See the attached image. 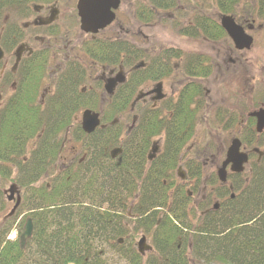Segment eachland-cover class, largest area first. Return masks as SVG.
<instances>
[{"label":"flooded vegetation","instance_id":"af4514ba","mask_svg":"<svg viewBox=\"0 0 264 264\" xmlns=\"http://www.w3.org/2000/svg\"><path fill=\"white\" fill-rule=\"evenodd\" d=\"M126 1L131 2V0H121L118 7L111 11L114 15L112 22L96 33L85 32L81 29V20L77 11L79 0H37L35 3L24 6L21 10L10 11L3 16V31H5V34L2 41L0 38V48L3 53L0 60V81L5 79V84L9 82L6 88L11 96L7 100H12L17 90L19 76L34 74L35 67L42 66L43 71L40 76L41 79H39L36 96V102L39 103L42 109L43 107L45 109L47 105L53 106V94L55 96L66 81L67 83L70 82L74 99L73 105L75 106V110L70 115V127L73 116L81 111L80 121L77 122L73 130L76 139L80 140L81 147L80 149H72L66 167H87L95 161L102 166V163L106 164V160L120 164L124 160L128 162L130 152H136L133 153L131 159L136 164L140 162L145 175L148 171L151 172L150 183L156 186L160 182L162 187L167 190L170 203H172L170 208H179L180 211H183L185 217L189 218L190 206L196 205L195 209L199 211L198 217L201 223L213 214L219 213L229 201L239 197L238 187H250L253 174L260 171L264 172V166L260 162L264 155L260 150L261 148L264 149V127L260 133H257V119L252 116L259 109H264V103L260 102L263 99H257L259 101L255 103L257 109L249 111L245 117L239 116L236 110H231L227 119H220L225 127L231 128L232 137L224 156H221L217 163H206V150L204 147H185L196 134L198 123L205 122L209 114L213 113L210 109L214 108V105L211 100L208 101L206 96L207 78L213 74L222 75L231 68L239 76L246 73V70L243 69L249 66L247 58L253 54L252 51L256 46V36L264 32V0H236V2L232 1L230 4L219 0V5L217 4L218 0H211L210 2L215 5V12L218 15L217 21L207 20L206 15L201 11L189 14L178 7V3L175 8L170 4L161 5L159 10L152 11L153 17L148 18L145 15L148 12L145 1L143 5L141 0H135V3L130 4V9L134 7L133 14L130 15L131 20H134L136 25L138 23L149 24L148 22L158 18L159 12L166 15L170 13L171 16H167L166 20L168 24L174 27L180 26L183 22L187 24V29L180 30L183 32L180 34L181 37L195 42L199 40L205 45L216 44L213 51L202 50L201 52L181 53L178 52L179 50L175 51L174 47H170L165 51L161 49L154 50L151 52L150 57L152 59L150 72L154 76V80L143 78L144 82H138L135 79L140 77L136 73L147 67L145 62L142 63L141 69H128L126 71V67L122 65L110 66L106 60L109 58H106V44L121 45L124 52L120 54V59H125L127 44H136L138 37L141 36L140 28L136 29L134 35L126 30L127 22L124 10L122 11ZM200 1H203L204 6L207 5L204 0ZM167 6L169 7L167 8ZM180 16L183 18L187 16L188 18L178 23L176 19ZM223 17H230L236 25L240 26L252 38V45L249 50H238L234 47L220 26ZM106 29H109V31L113 29V31L110 35H106ZM144 40L146 41V39ZM18 46L20 51L16 55L15 50ZM159 51H161L160 57ZM141 54L144 53L141 51ZM174 59L177 60L175 63L172 61ZM48 60L52 61L50 67L47 65ZM253 65L256 66V62ZM53 66L55 68L54 74ZM46 68L49 78L52 77L50 75L55 76L43 87L44 89L42 88L41 92L40 84L43 76H46ZM261 70L264 78V67ZM119 71L124 81L117 84L114 93L120 89L121 96L125 98L121 104L126 106L128 110L124 111L122 115L128 112H137V115L132 116L129 126L120 124L119 130L123 137V143L119 145V152H114L115 149H103V147H101L102 149H96L92 146L94 145L93 142L86 144L82 141L88 137L92 139L97 137L96 139L100 143H106V117L104 114L106 113V107L117 104V101H111L113 95L108 97L104 86L106 80L114 78ZM229 77H231L230 74L226 75L227 80ZM12 78H16V81ZM148 81H151V83L146 85ZM130 83L140 84L133 97L127 99L125 93ZM157 85L161 87V98H158L160 95L158 96L154 92ZM167 91L169 94L166 93ZM186 97L188 98L186 99ZM2 98L3 95L0 93V107H3L2 105L7 101L5 100L1 105ZM238 109L241 110L239 107ZM85 111L97 114L99 119V126L91 133H85L82 129V114ZM192 114H194V119H191ZM216 117H218L217 114ZM149 119L152 124L151 136L148 140H145L148 129V123L145 121ZM134 129H137L134 133L135 138H132L135 139V143H130L128 147L126 141ZM180 129L184 130L183 137L187 138L183 145L181 146L180 143L177 147H166V130L171 131L170 135H176L175 132ZM215 129L219 131L221 127L216 125ZM191 130H193V134L189 137ZM217 131L215 134L218 133ZM234 140L240 143L239 151L246 154L247 160L243 164V170L240 173L231 171V164H228L225 168V181L221 182L217 173L226 159L228 148ZM89 144L92 145L86 147ZM100 150L102 151L100 152ZM61 152L62 145L60 144L58 155L55 157L54 163L50 165L52 169L56 168L54 164L60 157ZM114 153L116 154L112 157ZM106 155L108 156L107 159ZM78 156H81V158H77ZM252 157H254L253 160ZM207 170H211L208 182L204 179ZM161 171L167 172V174H160L161 179H159ZM244 175L246 178L241 179ZM130 181H135L138 187L141 184L140 174L132 173ZM217 182L220 191H214V195L211 194L212 191L202 195V192L206 191V184L214 185ZM186 188H189V191L185 190ZM226 193H228V199L223 200L222 198L226 196ZM181 194H184L185 198L182 203L178 202V197ZM130 198L129 206H126L125 210L119 209V212H117L123 220L140 221V219L150 215L162 216L158 213V210H150L140 216V212L134 209L138 199L137 192L134 195L132 194ZM212 200L215 201L209 206ZM191 225L190 223L189 226ZM145 233L150 234L151 238L149 231ZM141 237L146 238L145 235H141ZM146 242L148 243L147 238ZM151 244L149 245L152 247V251L143 254L142 257L145 258L154 251L153 243Z\"/></svg>","mask_w":264,"mask_h":264},{"label":"trees","instance_id":"16d2710c","mask_svg":"<svg viewBox=\"0 0 264 264\" xmlns=\"http://www.w3.org/2000/svg\"><path fill=\"white\" fill-rule=\"evenodd\" d=\"M36 1L0 0V18L4 13L21 10ZM144 1L148 18H152V11L159 10L161 5L170 4L173 8L177 5V0ZM225 1L227 4L236 2L223 0V3ZM217 4H220L219 0ZM2 27L0 23V30ZM4 34L5 31L1 41ZM120 47L119 44H106L108 65L129 68L137 59H142L141 51L129 45L125 49L126 58L120 59L124 52ZM151 63L152 59L144 70L136 73L140 77L135 80H154ZM42 71L43 67L37 66L34 74L19 76L14 98L0 107V178H8L15 171V181H11L18 184L23 193L17 212L28 210L33 224L32 239L24 250L19 249L17 241L0 239V264H106V247L118 252L122 246L117 245L115 238L127 236V224L122 223L117 212L129 206L130 196L135 192L138 199L134 209L140 216L150 210H158L162 215L133 221L136 231L151 233L154 251L148 254L145 264H264L262 171L253 174L250 187L237 188L239 197L229 201L219 213L202 221L198 227L189 226L179 208H170L172 203L167 190L160 182L156 186L150 183L151 172L145 175L140 162L136 164L131 159L136 152H130L128 162L124 160L120 164L106 160L102 166L95 161L87 167H65L59 174L52 175L49 187L39 185L58 155V136L70 125V115L75 110L72 85L67 81L55 96L53 94V106L46 104L47 107L42 109L36 102ZM139 84H129L125 93L127 99L133 97ZM122 98L120 89L113 94L111 101H117V104L106 107L108 118L119 117L128 110L121 104L125 99ZM145 122L148 123L145 140H148L152 124L150 119ZM135 131L137 129L127 138L128 147L135 143L132 139ZM166 132V147H177L180 143L182 146L187 139L183 137L182 129L177 130L176 135H170V130ZM122 138L117 124L107 127L106 149L119 146L123 143ZM93 143L101 144L97 139ZM132 173L140 174L138 187L135 181H130ZM160 174L167 172L161 171L159 179ZM178 199L182 203L184 194ZM4 207V195L0 192V211ZM17 212L2 226H11ZM125 259L128 264H144L134 249L128 250Z\"/></svg>","mask_w":264,"mask_h":264},{"label":"rangeland","instance_id":"374dc122","mask_svg":"<svg viewBox=\"0 0 264 264\" xmlns=\"http://www.w3.org/2000/svg\"><path fill=\"white\" fill-rule=\"evenodd\" d=\"M204 1L207 3V5L205 4V6L203 5V1L200 0H177L178 7H181L189 14L197 13L201 11L206 15L205 17L207 18V20L217 21L218 15L217 12H215V5L212 2H210L211 0H204ZM133 3H135V0H131V2L126 1L122 7V11L124 10L123 12L125 14V20L127 22L126 30L130 31L132 35H134L136 29L140 28L141 30V34H140L141 36L138 37V42H136V44L129 43L130 46L132 45L137 49H139L140 51H142V53H144L141 55L142 59H137L138 61L136 63H138L139 61H144L147 65H149L150 57L152 54L151 52L157 49H161L162 51H165L170 47H174L175 51L179 50L178 52L181 53H191V51L201 52L202 50L213 51V47L216 44L205 45V43L199 40L195 42L193 40H188L185 37L180 36V33H178V29H185L187 27L186 22H183V19L186 20L188 18L187 16H184V18L181 16L177 18L176 20L178 23L180 22L183 23H181L180 26H176V27L168 24L166 21L167 16L169 17L171 16V14L167 13L166 15L165 13L162 12L158 13L159 16L157 19H153L152 21L148 22L149 24L138 23V25H136L134 20H131V15H130L133 14L134 11V7L130 9V4ZM141 3H143L144 5V0H141ZM199 3L200 4L202 3V5H200ZM111 31H113V29L110 31L109 29H106V35H110ZM259 34L256 36V46L252 51L253 54L249 55L247 58V60L249 61L248 63L249 66L243 69L246 70V73L241 74L239 76L238 74H236V72L233 71V68H231L228 72H225L222 75L213 74L209 78H207L206 96L208 101L211 100L214 105V108L210 109L212 110L211 112L213 113L209 114V117L206 118L205 122L198 123L196 134L194 135L193 139L185 145V147H191V146H195L196 148L204 147V149L206 150L205 158L207 164L213 162L217 163L221 159V156L222 157L224 156L225 151L229 145V141L232 137L231 128L225 127L220 119L223 120L227 119L228 113H230L231 110H236L239 116L245 117V115L249 111L257 109L256 107L257 104H255L259 102L257 99H263L260 102L264 103V78L262 77L263 72H261L262 71L261 68L264 67V60H263L264 32H261ZM144 39H146V41ZM160 53L161 51H159V57H160ZM172 61L175 63L177 60L174 59ZM254 62H256V66L253 65ZM51 63L52 61L48 60L47 65L50 67ZM128 69L130 70L131 68ZM128 69L125 70L127 71ZM52 70L54 74L55 72L54 66L52 67ZM45 73L46 76L45 77L43 76L40 84L41 92H42V88L45 87V85L48 84L51 81V79L55 76V75H50L52 77L49 78L47 68ZM229 74L231 77H229L230 80L228 79L229 80L228 81L226 79V75ZM12 80L16 81V78H12ZM150 83L151 81H148L146 85H149ZM7 84H9V82ZM7 84H5V82H3L2 80L0 81V93L3 95V98L1 100V105L4 103L5 100H7L11 96L10 92L6 88ZM166 93L169 94L168 91ZM238 107L242 110V112L241 110L238 109ZM80 114L81 111H78L73 116V122H71V127L69 125L64 131H62L59 134L58 140L62 145V152L60 157L57 159V161L54 164L56 168L52 169V167H50L48 173L45 174V176H42V178L38 182L39 185L49 184L51 182L52 175L56 173L59 174L61 172L60 170H63V168L67 166L68 160L70 158L69 153L72 151V149L73 148L80 149L81 147L80 140L76 139V135H74L73 133V130L77 125V122L79 123L80 121L79 119ZM216 114L218 115V117H216ZM104 115L106 117V125H109L111 121L114 120L115 123L116 124L118 123L120 127V124H122L123 126L125 125L129 126L132 116L137 115V112L134 113L128 112L122 116L113 117L112 119L110 117L108 118L106 113ZM216 125H219L221 127V130L217 131L215 129ZM216 131L218 132L217 134H215ZM96 138L97 137H94V139H92L88 137L85 138L84 141L82 142L86 144L91 143L94 142ZM94 146L96 147V149H102L101 147L105 149L106 143H101V144L96 143L94 144ZM29 149L30 147H28V150ZM260 150L264 154V149L261 148ZM101 151L102 150H100V152ZM77 158H81V156H78ZM253 159L254 157H252V160ZM260 162L261 164H263L262 166H264V155L263 158H261ZM210 171L211 170H207L205 172L204 179L207 182L210 179V173H211ZM245 178L246 177L244 175L241 179H245ZM11 180L15 181V171H13L10 177L8 178L7 177L0 178V192H4L5 190H7L11 184H15ZM38 184L35 185L38 186ZM16 185L18 187V191L20 192V195L23 197L21 188L18 186V184ZM206 185H207L206 191L202 192V195L205 193H209L211 191H212L211 194H213V192L216 190L220 191L218 182L216 184L214 183V185H210L209 183ZM185 190L189 191V188H186ZM225 195L226 196L222 198L223 200L228 199V193H226ZM5 198L6 197L4 195L5 207L2 211H0V239H3V237H5L6 240L18 242L19 235L22 233L24 222L30 212L26 209L19 210L16 216L13 218L11 226H2L6 221L4 217L8 215V213L11 211L13 207V203L7 202ZM214 201L215 200H212L209 206H211L214 203ZM218 201L220 202L219 199ZM195 207L196 205L190 206L189 218H187L188 222L191 223L193 226L199 225L198 223H200V219L198 217L199 211L195 209ZM185 212H186V208H185ZM22 221L23 224H21ZM133 221L134 220H123L122 222L127 224V232H126L127 236L124 235L123 237L115 238L116 240L119 239L122 240V242H120V245L117 244L118 246H122L121 247L122 249L120 248L118 250L119 253L117 251H112L111 248L109 247H106V256H105L106 264H128L127 260L125 259V256L128 253L129 249L132 250L134 249V251L137 252L136 243L140 239L141 235H145L148 243L152 245L150 234H146L143 231H136L133 225ZM114 242L116 243V241ZM27 247H29V244ZM147 257L142 259V262L144 264Z\"/></svg>","mask_w":264,"mask_h":264},{"label":"water","instance_id":"95a60500","mask_svg":"<svg viewBox=\"0 0 264 264\" xmlns=\"http://www.w3.org/2000/svg\"><path fill=\"white\" fill-rule=\"evenodd\" d=\"M121 0H79L77 5V11L81 20V29L85 32L96 33L98 30L104 28L112 22L114 15L111 12L115 10ZM221 28L224 30L226 35L229 37L234 47L238 50H249L252 45V38L248 36L243 29L236 25L230 17H223L220 22ZM20 51L17 49L16 53ZM17 55V54H16ZM3 53L0 50V60L2 59ZM142 66V65H139ZM137 68V67H136ZM124 81V78L119 71L114 78L106 80L104 89L107 96H111L117 86ZM154 92L160 95L161 87L157 85ZM161 98V95L160 97ZM257 119L256 132L260 133L264 127V109H259L252 114ZM99 126V119L97 114L85 111L82 114V129L85 133H91ZM240 143L237 140L232 141L230 147L226 153V159L223 162L221 168L218 170V179L221 182L225 181V168L228 164H231V171L240 173L243 168V164L246 163V154L239 151ZM119 149L114 152H119ZM116 153L112 155L114 157ZM6 200L13 202L14 205L10 213L6 216L11 217L20 205V195L16 185L12 184L4 191ZM33 233V226L31 220L28 218L23 226L22 233L19 236V247L22 250L26 242L31 239ZM139 253L143 254L145 251H149L151 248L146 246L145 238H141L137 244Z\"/></svg>","mask_w":264,"mask_h":264}]
</instances>
